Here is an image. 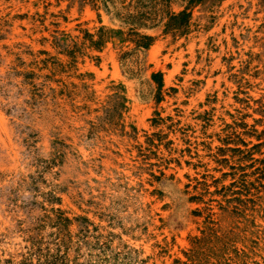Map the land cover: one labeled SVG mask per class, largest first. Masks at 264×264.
<instances>
[{"label": "rangeland", "instance_id": "374dc122", "mask_svg": "<svg viewBox=\"0 0 264 264\" xmlns=\"http://www.w3.org/2000/svg\"><path fill=\"white\" fill-rule=\"evenodd\" d=\"M57 253L264 264V0H0V264Z\"/></svg>", "mask_w": 264, "mask_h": 264}, {"label": "trees", "instance_id": "16d2710c", "mask_svg": "<svg viewBox=\"0 0 264 264\" xmlns=\"http://www.w3.org/2000/svg\"><path fill=\"white\" fill-rule=\"evenodd\" d=\"M201 0H192V2H200ZM168 21L166 23V32L173 33L174 36H181L187 33V30L189 28V24L191 21V13L187 10H184L180 12L179 14H172L167 12ZM133 18V16L131 17ZM114 33L109 31H105L104 28L99 30L98 33V40L96 42H92V46L96 49L102 48L103 44H105L108 40H112L114 36H112ZM123 35V33H119ZM131 36H133V40H131L137 48L147 49L149 48L153 42L154 38L147 35H141L136 31L132 30ZM126 39H121L122 42L126 41ZM162 75L157 74L154 75V80L158 83L159 87H162ZM45 262L41 263V260H39L40 264H73V262L70 261L67 254H47L44 256Z\"/></svg>", "mask_w": 264, "mask_h": 264}]
</instances>
